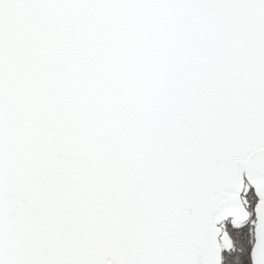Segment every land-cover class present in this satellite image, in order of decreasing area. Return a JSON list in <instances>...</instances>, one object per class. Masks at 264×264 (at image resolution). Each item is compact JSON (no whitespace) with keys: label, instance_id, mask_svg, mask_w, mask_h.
<instances>
[{"label":"snow or ice","instance_id":"1","mask_svg":"<svg viewBox=\"0 0 264 264\" xmlns=\"http://www.w3.org/2000/svg\"><path fill=\"white\" fill-rule=\"evenodd\" d=\"M0 264H264V0H0Z\"/></svg>","mask_w":264,"mask_h":264}]
</instances>
